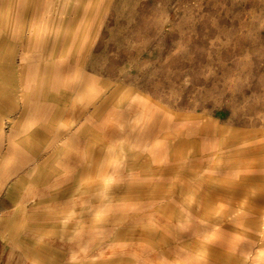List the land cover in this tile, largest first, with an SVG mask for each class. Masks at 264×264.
<instances>
[{"label": "rangeland", "instance_id": "rangeland-1", "mask_svg": "<svg viewBox=\"0 0 264 264\" xmlns=\"http://www.w3.org/2000/svg\"><path fill=\"white\" fill-rule=\"evenodd\" d=\"M0 106V264H264V0H0Z\"/></svg>", "mask_w": 264, "mask_h": 264}, {"label": "bare ground", "instance_id": "bare-ground-1", "mask_svg": "<svg viewBox=\"0 0 264 264\" xmlns=\"http://www.w3.org/2000/svg\"><path fill=\"white\" fill-rule=\"evenodd\" d=\"M48 39V38H47ZM44 55V54H43ZM40 63V62H39ZM54 63V62H53ZM49 64V63H48ZM52 65V64H51ZM16 66V65H15ZM43 66V65H42ZM3 68V67H2ZM11 68V67H10ZM2 70V69H1ZM9 70V69H8ZM39 70V69H38ZM10 76V75H9ZM7 78V77H6ZM9 79V78H8ZM2 80V79H1ZM41 80V79H40ZM37 81V80H36ZM5 84V83H4ZM43 84V83H42ZM3 87V86H2ZM14 87V86H13ZM94 87V86H93ZM15 89V88H14ZM34 89V88H33ZM16 90V89H15ZM18 90V89H17ZM45 90V89H44ZM100 90H102V89H100ZM104 90V89H103ZM11 91H13V88H12V90ZM10 91V92H11ZM67 92V91H66ZM13 93V92H12ZM15 93V92H14ZM17 93V92H16ZM60 93V92H59ZM68 93V92H67ZM28 95H29V93H28ZM4 97V96H3ZM14 97V96H13ZM30 97V96H29ZM32 97V96H31ZM48 98V97H47ZM8 99V98H7ZM62 99V98H61ZM59 101V100H58ZM34 102H36V101H34ZM128 102V99H126V100H124L123 101V103H127ZM1 107V106H0ZM6 108V107H5ZM7 109H9V108H7ZM3 110H5V109H3ZM1 111H2V107H1ZM37 111V110H36ZM78 112V111H77ZM79 114V113H78ZM7 116V115H6ZM121 116V115H120ZM159 118V117H158ZM5 119V118H4ZM81 120V119H80ZM155 122V121H154ZM104 126V125H103ZM157 128V127H156ZM56 129V128H55ZM80 129V128H79ZM99 131V130H98ZM38 133V132H37ZM183 133V132H182ZM145 134V133H144ZM165 134V133H164ZM160 136V135H159ZM256 139V138H255ZM122 140V139H121ZM168 140V139H167ZM257 140V139H256ZM246 141V140H245ZM256 142V141H255ZM166 143V142H165ZM164 143V144H165ZM251 144V143H250ZM157 145H159V144H157ZM245 146V145H244ZM132 147V146H131ZM155 148V147H154ZM107 149V148H106ZM146 149V148H145ZM91 151H90V153L89 154H91V152L93 151V149L91 148L90 149ZM115 151V150H114ZM262 154H264V143H263V145H262ZM115 155V154H114ZM114 155H109V156H107V158L104 160L105 161V164H106V166L104 167L105 168V170H106V172H107V174H108V176L110 177L111 176V172H113V169H114V167H115V165H116V163H114V162H112L110 159L111 158H113V156ZM91 156V155H90ZM117 156V155H116ZM126 156V155H125ZM102 158V157H101ZM262 160H264V156L261 158ZM125 160V159H124ZM102 161V160H101ZM162 161V160H161ZM104 163V162H103ZM88 166H90V165H88ZM89 168V167H88ZM86 169V173H87V168H85ZM90 170V169H89ZM221 174V173H220ZM226 176V175H225ZM107 178V177H106ZM172 180V179H171ZM97 181V182H96ZM92 182H93V184H95V185H98V186H100L101 188H103V190L105 191V192H107V193H110L111 194V192H112V186H111V184H110V181L108 180V178L106 179V180H102L101 181V179L100 180H92ZM169 182V181H168ZM213 182H215V180H213ZM216 183H220L219 181L218 182H216ZM195 192V191H194ZM105 194V193H104ZM195 194H196V192H195ZM197 196H199V194L197 195ZM112 199V198H111ZM170 199V198H169ZM246 204V203H245ZM245 204H244V201H242V203H240L237 207H238V213H237V216H240L241 214H243L242 213V209L244 208V206H245ZM153 211V210H152ZM229 213L230 214H232L233 213V211L231 212V211H229ZM260 213H261V215H264V209L263 210H261L260 211ZM162 214V213H161ZM93 215V214H92ZM165 216V215H164ZM252 216V215H251ZM245 217V216H244ZM109 221V220H108ZM113 221V220H112ZM192 221V220H191ZM212 223V222H211ZM217 223H215V224H213V225H211L212 227H213V230H217L218 229V227H217ZM227 229V228H226ZM145 232H147L148 234H147V236H146V239H147V241L148 242H150V243H152V244H154L155 246H158V245H160V241L158 242V239H156L155 237H154V226H152V225H148V226H144V229H143ZM217 234V233H216ZM167 235V234H166ZM260 237L263 239L264 238V229L261 231V233H260ZM259 237V238H260ZM214 239H216V240H218L217 238H219V235H218V237L215 235L214 237H213ZM223 239V241H222V243L220 244V246H214V245H209V243L207 242V241H199V242H197V245L198 246H200L201 247V250H199V255H200V257H202V258H204L203 260H202V263H205L206 264V262H207V260H210L209 258H212L213 257V255H214V253L215 252H222V253H224V252H226V250L223 248V243H225L226 245H228V244H231V245H234L235 247L236 246H238L239 245V236H235V237H230V238H222ZM133 241V240H132ZM258 241V240H257ZM176 242V241H175ZM147 243V242H146ZM259 243V242H258ZM258 243H257V245H258ZM168 246V245H167ZM115 248V247H114ZM154 248V247H153ZM133 249V248H132ZM264 249V248H263ZM126 250V249H125ZM138 250V249H137ZM138 253H139V251H138ZM236 253V252H235ZM261 256H263V255H261ZM130 257V256H129ZM223 257V256H222ZM222 257H219V263L221 264V262H222ZM260 257V256H259ZM262 258V257H261ZM205 259H207L206 261H204ZM263 261V260H262ZM186 264V263H185Z\"/></svg>", "mask_w": 264, "mask_h": 264}, {"label": "crops", "instance_id": "crops-1", "mask_svg": "<svg viewBox=\"0 0 264 264\" xmlns=\"http://www.w3.org/2000/svg\"><path fill=\"white\" fill-rule=\"evenodd\" d=\"M65 164H66V162H65ZM85 174H86V169H84V176H85ZM84 176H83V177H84ZM263 177H264V176H263ZM263 177L260 178V187H261V186H264V178H263ZM258 189H260V188H258ZM258 189H257V190H258ZM245 206H246V204H245ZM258 208H259V209H258V215H257V216L263 218L264 215H261L260 211L264 209V205H262V206H258ZM0 220H2V217H1ZM12 223H13V220L7 218V219L5 220V227H6L7 229H9V228L12 226ZM263 229H264V227H263ZM263 229H262V230H263ZM262 230H261V231H262ZM198 253H199V250H198ZM226 254H227V251L224 252V253H222V252H215L214 255H213V257H212V258H209V259H210V260L217 261V262L219 263V257L224 256V255H226ZM223 261H224V260H222L221 264H223Z\"/></svg>", "mask_w": 264, "mask_h": 264}, {"label": "built area", "instance_id": "built-area-1", "mask_svg": "<svg viewBox=\"0 0 264 264\" xmlns=\"http://www.w3.org/2000/svg\"><path fill=\"white\" fill-rule=\"evenodd\" d=\"M1 217H2V212H1V210H0V219H1Z\"/></svg>", "mask_w": 264, "mask_h": 264}]
</instances>
